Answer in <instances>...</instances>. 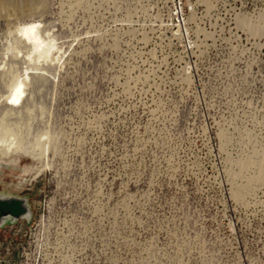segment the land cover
I'll list each match as a JSON object with an SVG mask.
<instances>
[{
	"label": "rangeland",
	"instance_id": "obj_1",
	"mask_svg": "<svg viewBox=\"0 0 264 264\" xmlns=\"http://www.w3.org/2000/svg\"><path fill=\"white\" fill-rule=\"evenodd\" d=\"M263 170L264 0H0V264H264Z\"/></svg>",
	"mask_w": 264,
	"mask_h": 264
},
{
	"label": "bare ground",
	"instance_id": "obj_2",
	"mask_svg": "<svg viewBox=\"0 0 264 264\" xmlns=\"http://www.w3.org/2000/svg\"><path fill=\"white\" fill-rule=\"evenodd\" d=\"M42 27L44 26H41V23L31 22L25 25H21L16 29V34L20 38V40L30 47V54L28 55L29 60L35 57L38 62H46L48 60L60 61V57H54V55H56L55 53L61 54V48L58 47L54 39H46L41 36L40 30L44 29ZM19 90L20 89H18V86H12L11 92L19 93Z\"/></svg>",
	"mask_w": 264,
	"mask_h": 264
},
{
	"label": "water",
	"instance_id": "obj_3",
	"mask_svg": "<svg viewBox=\"0 0 264 264\" xmlns=\"http://www.w3.org/2000/svg\"><path fill=\"white\" fill-rule=\"evenodd\" d=\"M34 212L29 197L0 194V231L19 223L30 225Z\"/></svg>",
	"mask_w": 264,
	"mask_h": 264
},
{
	"label": "crops",
	"instance_id": "obj_4",
	"mask_svg": "<svg viewBox=\"0 0 264 264\" xmlns=\"http://www.w3.org/2000/svg\"><path fill=\"white\" fill-rule=\"evenodd\" d=\"M31 23V22H30ZM28 24V23H27Z\"/></svg>",
	"mask_w": 264,
	"mask_h": 264
},
{
	"label": "snow or ice",
	"instance_id": "obj_5",
	"mask_svg": "<svg viewBox=\"0 0 264 264\" xmlns=\"http://www.w3.org/2000/svg\"><path fill=\"white\" fill-rule=\"evenodd\" d=\"M16 102H18V101H16Z\"/></svg>",
	"mask_w": 264,
	"mask_h": 264
}]
</instances>
